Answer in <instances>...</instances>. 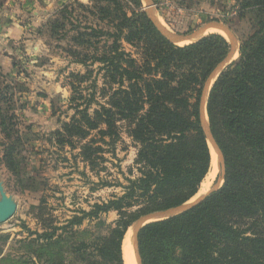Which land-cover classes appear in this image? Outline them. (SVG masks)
Returning <instances> with one entry per match:
<instances>
[{"label":"trees","instance_id":"obj_1","mask_svg":"<svg viewBox=\"0 0 264 264\" xmlns=\"http://www.w3.org/2000/svg\"><path fill=\"white\" fill-rule=\"evenodd\" d=\"M237 19L249 31L238 36L239 58L217 79L207 106L225 158V183L194 209L145 226L143 264H264V0H238ZM39 33L86 69L71 74L74 114L50 134V145L77 151L98 175L124 135L137 153L126 184L104 183L122 194L88 211L60 221L43 196L30 213L37 230L23 225L21 257H5L0 247V264H125L124 240L138 218L194 199L212 171L200 99L231 45L218 34L172 44L148 18L143 0H67ZM7 79L0 73V168L29 188L27 147L8 104L16 89ZM112 212L118 220L109 224L103 217Z\"/></svg>","mask_w":264,"mask_h":264},{"label":"rangeland","instance_id":"obj_2","mask_svg":"<svg viewBox=\"0 0 264 264\" xmlns=\"http://www.w3.org/2000/svg\"><path fill=\"white\" fill-rule=\"evenodd\" d=\"M55 1L41 26L28 34L30 35L26 39L28 42L8 44L9 51L3 55L5 59L0 60L1 75L7 76L6 82L16 89L15 96L8 104L16 110L15 124L27 147L25 154L29 162L27 176L32 178L31 187L25 188L11 177L4 165H1L0 175L5 190L18 204L15 216L8 222L0 224V247L3 256H11L12 259H18L23 252L19 244L26 237L23 225L33 230L38 228L30 213L33 206L39 205L43 196L46 195L60 221L70 219L78 209L88 211L92 205L107 202L114 195L122 194V188L106 187L104 183L126 184L125 177H129L128 169L133 165L137 153L135 145L127 135H124V143L119 144L117 156L106 154L104 166L108 169L98 175L77 159L75 156L77 151L72 152L69 148L62 151L50 145V134L59 130L63 123L70 122L74 114L70 98L75 93L70 83H75V80L71 78V74L86 73L83 66L71 63L54 48L56 45L54 42L39 33L54 10L67 0ZM80 1L89 3V0ZM152 1L160 23L175 34H190L211 22H220L230 27L238 40L240 33L249 31V26L237 19L238 0ZM143 3L145 9L144 0ZM222 32L218 35L230 42L228 35ZM210 34L217 33H208L206 36ZM186 44L188 42L181 43ZM127 49L131 50L129 47ZM1 83L5 81L2 80ZM90 84L88 81L82 84L84 95L89 92ZM98 84L101 87L102 81L100 80ZM4 137L0 131V143L5 141ZM2 151L0 147V159L3 157ZM64 159L68 161L64 162ZM210 174L205 180V187H209V190H202L196 199L213 187L219 175L217 165L212 167ZM103 218L111 224L118 220V214L112 212ZM87 227L88 223L83 226ZM131 233L132 230L128 231L127 235L131 236ZM124 260L125 264H128L125 258Z\"/></svg>","mask_w":264,"mask_h":264},{"label":"water","instance_id":"obj_3","mask_svg":"<svg viewBox=\"0 0 264 264\" xmlns=\"http://www.w3.org/2000/svg\"><path fill=\"white\" fill-rule=\"evenodd\" d=\"M145 2V9L148 18L153 22L156 26L158 31L172 44L180 46L181 43H187L186 45L195 43L206 36V31L210 28H217L224 31L228 38L230 39L231 50L228 56L221 62L216 69L211 73L209 78L207 79L202 96L200 99V122L202 129L206 135L207 141L209 143L210 149L211 147L214 149L215 155L217 157V166L219 170V175L213 185V187L207 193L203 194L201 197L195 200H190L189 202L182 204L180 206L170 208L167 210L157 211L145 214L138 218V220L131 226L129 229L132 230L130 236V242L134 250V255L137 264H143V260L140 254L139 249V234L141 230L150 223L168 220L177 216H180L195 207L201 205L211 194L220 190L224 183H225V176H226V163L224 154L216 141L211 124L208 118L207 113V106L208 100L212 91V88L217 81V79L221 76V74L227 69L234 61L239 58V51H240V43L239 40L236 38L230 27H227L225 24L220 22H211L202 26L199 30L193 33H186V34H175L168 31L164 26L160 23L157 12L152 0H144ZM236 56H238L236 58ZM212 153V149H211ZM213 160V159H212ZM222 182V185L220 183ZM18 209V204L13 196L7 194L4 186V182L2 181L0 175V224H4L11 220Z\"/></svg>","mask_w":264,"mask_h":264},{"label":"crops","instance_id":"obj_4","mask_svg":"<svg viewBox=\"0 0 264 264\" xmlns=\"http://www.w3.org/2000/svg\"><path fill=\"white\" fill-rule=\"evenodd\" d=\"M55 0H0V60L10 43H27L32 30L41 26Z\"/></svg>","mask_w":264,"mask_h":264},{"label":"bare ground","instance_id":"obj_5","mask_svg":"<svg viewBox=\"0 0 264 264\" xmlns=\"http://www.w3.org/2000/svg\"><path fill=\"white\" fill-rule=\"evenodd\" d=\"M208 33L222 34L223 32L220 31L217 28H210V29H208V31L206 32V34H208ZM211 149H212V154H213L212 156H214V158L212 160V167H215V165H217V159H216V156H215V153H214V149L212 147H211ZM208 188L209 187H205V182H204L203 185H202L201 191L202 190H209ZM201 191L199 193H201ZM197 196H196V198H197ZM196 198H194V199H196ZM194 199H192V201ZM124 258L127 260L128 264H135V263L137 264L136 259H135V255H134V250H133V247H132L131 242H130V236H129V234L127 235V237L125 239V242H124Z\"/></svg>","mask_w":264,"mask_h":264}]
</instances>
